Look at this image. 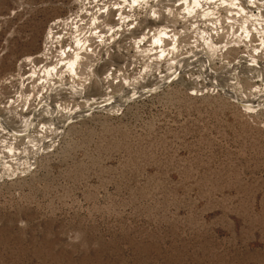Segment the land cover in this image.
I'll return each instance as SVG.
<instances>
[{"label":"rangeland","instance_id":"obj_1","mask_svg":"<svg viewBox=\"0 0 264 264\" xmlns=\"http://www.w3.org/2000/svg\"><path fill=\"white\" fill-rule=\"evenodd\" d=\"M150 1L120 25L119 0H0V126L24 169L0 181V264H264V113L227 93L234 77L250 86L237 65L260 35L247 46L221 1L213 18ZM89 6L110 10L106 37L76 76L45 74L94 28Z\"/></svg>","mask_w":264,"mask_h":264},{"label":"bare ground","instance_id":"obj_2","mask_svg":"<svg viewBox=\"0 0 264 264\" xmlns=\"http://www.w3.org/2000/svg\"><path fill=\"white\" fill-rule=\"evenodd\" d=\"M108 1L109 0H98V3L101 2L102 5L104 7H106V4L108 3ZM178 1H180V4L177 5V6H184L185 5L186 9L188 10L187 11L188 14H193V16H195L201 10L200 12L206 17H209V16L213 15V12L211 11V8H210L209 5L214 4L216 2L215 0H178ZM217 1H221L220 3L224 5V6L222 5L223 8H227L226 9L227 13H230L232 18H234V19H231L232 22L235 21V18H240L242 20V22L245 25L244 32L247 34V36H246L245 33L242 32V35H245L244 38L247 37L246 41L243 40V42H245L247 46H249L248 44H250V43H251V46H252L253 37L254 36L256 37L257 35H260L259 37L261 38V40H259V41H260L261 44L258 45L257 48L252 50L253 51L252 54H248L246 56H241V58L254 59V60L255 59L264 60V50L260 48V46H262V44H264V15L262 14V11H261V6L264 5V0H248V2L246 0H244V1H242V0H217ZM242 2H245V3H242ZM151 3L152 2L150 0H119L118 3H115V5L117 6L115 9H116V11L124 9V11H121L119 19H118L120 21V23L119 22L118 23L121 25L122 23L125 24V22H129L130 21V19L128 20L129 14H126V15L124 14V12L126 10L125 8H129L128 12L134 13L135 9H133V8H137V7H140V6L146 7V8L150 7V8L153 9L154 7H153V5ZM246 4H249V5L246 6ZM253 9L259 10L258 13H257V11H253ZM91 10H92V6H89L88 8H86V13L92 18V20L94 22V28L93 29H88L87 33H89V35L88 36L84 35L83 39L80 38V35H79L77 37V41H76L75 45L70 47L68 52H66V48H62V55L60 57H63V59H60V61H62L63 63L61 64L60 67H59V63H58V64L52 65V66H50L48 68H45L46 69L45 74L52 73L53 71L57 72V71H59L58 70L59 68L62 69V68H66L67 67L70 71L74 72V74L76 76L77 72H76V68L74 66L75 65L76 66L81 65L82 54H83L82 50H83V48H85V46L90 47L89 38L94 35V36H96V38H101L102 40H104V38L106 36H105V34L102 31H98V29H99L98 27H100L98 25L105 21V19L108 16L110 10L107 9V11H106L107 14L106 15H104V12H101L99 15H98V13L94 14ZM169 11L171 12V9H169ZM155 13H156V11H155ZM235 15H237V17H234ZM100 18H103V20L99 21ZM212 18H213V16H212ZM76 20H77L76 22L73 20V26L78 32L79 31L82 32L83 26H84L83 24L85 23V21L82 18V16H79V18H76ZM232 22L230 24H232ZM212 25L215 26V28L217 29L218 26H220V28H221L222 24L218 20L216 22H213ZM244 25H242V27ZM240 27H241V25H240ZM133 28L134 27H132L131 29H133ZM114 29H115V27H110V30H113V32L114 31H118V29H115V30ZM170 32L171 31H168L167 28L161 27V30H158V34H157L159 36H157L156 34H153L152 39L155 40L156 44H157L155 47L159 48L158 49L159 51L156 52L155 54H158V53L159 54L160 53H162V54L167 53V55L171 54L169 52H166V51H170L171 49H167L165 44H164L165 40H167L168 38H171L172 42L174 41V46H175V47H173L174 49H176V47L179 45V44H177L178 43V39H177V37L175 38V36H176L175 33L172 34V35H169ZM55 36L56 35H53L52 38H55ZM144 40H145V36L144 35H143V37L142 36L139 37L138 43L140 44V46H144V43H143ZM206 40L209 42L208 43V47L211 48V50L218 47V45H216V43L214 42L211 34L208 35V38ZM62 41H63V39H62ZM62 41H60L59 43H61ZM247 42H248V44H247ZM158 44H159V46H158ZM169 46H171V44H169ZM88 47H86L85 49H87ZM262 48H263V46H262ZM174 49H172V51ZM71 52L73 53V57L72 58H68V54H70ZM86 52H87V50H86ZM192 59H193V57H192ZM195 60H197V57H196ZM203 61H205L206 63L208 62L207 59L203 60ZM237 91L240 92L239 89H237ZM46 106H47V104H46ZM242 106H244L247 110H253L250 106H246V105H242ZM32 121H34V120H32ZM2 122L3 121L1 120V123ZM27 135H28V133H27Z\"/></svg>","mask_w":264,"mask_h":264},{"label":"built area","instance_id":"obj_3","mask_svg":"<svg viewBox=\"0 0 264 264\" xmlns=\"http://www.w3.org/2000/svg\"><path fill=\"white\" fill-rule=\"evenodd\" d=\"M228 62V61H227ZM207 64V63H206ZM240 69L247 70L249 87H241V80L234 77L230 81L231 88H228V97L235 98L234 89H239L241 92V97L238 99L240 105L250 106L255 112L264 113V60L262 59H247L242 62L241 65H237ZM207 72L206 77L209 80L210 90L218 91V78L214 71H211L210 65L206 66ZM240 72V71H239ZM243 86V85H242ZM236 99V98H235ZM13 134L5 127L0 126V181L7 179L15 175V172L23 173V168H18L15 166L17 164V146L14 143ZM5 135L10 136V139L5 137Z\"/></svg>","mask_w":264,"mask_h":264}]
</instances>
